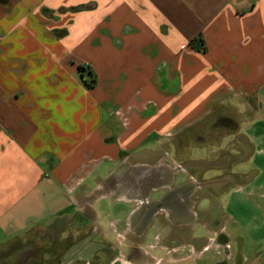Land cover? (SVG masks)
Masks as SVG:
<instances>
[{
  "label": "crops",
  "instance_id": "crops-1",
  "mask_svg": "<svg viewBox=\"0 0 264 264\" xmlns=\"http://www.w3.org/2000/svg\"><path fill=\"white\" fill-rule=\"evenodd\" d=\"M191 166L211 197L226 170L264 201V0H0V264L80 205L99 219L95 196L141 203L166 168L190 198Z\"/></svg>",
  "mask_w": 264,
  "mask_h": 264
},
{
  "label": "rangeland",
  "instance_id": "rangeland-1",
  "mask_svg": "<svg viewBox=\"0 0 264 264\" xmlns=\"http://www.w3.org/2000/svg\"><path fill=\"white\" fill-rule=\"evenodd\" d=\"M196 150L191 155L192 161L219 159L203 148ZM235 161L236 158L230 167H236ZM197 169L188 168L194 177L199 175ZM182 171L177 167L166 168L159 172V180L143 188L138 181L136 186L142 190L139 197L142 202L138 204L113 197L98 200L95 196L91 201L99 219L92 218L89 211L92 207L80 205L72 227L70 220L63 219L53 221L35 235L31 232L30 247L26 251L15 242L13 264H153L158 259L166 264L169 257L180 260L179 264H206L213 258L220 264H264V242L256 244V239L262 240L263 235L254 234L250 229L253 224L263 223L264 201L260 197H247L246 183L226 170L207 173L219 179L232 178L216 186L226 188L220 197L207 195L208 190H215V185L203 176L206 181L197 177L198 182H189L191 197L185 199L182 181H178V175L172 179L174 173ZM250 176L257 175L252 172ZM134 204L139 212L132 216ZM131 217L138 218V227L133 233H124V222H129ZM111 243L117 247L119 244V249L110 248ZM163 247L167 249L163 251ZM3 258L7 257L3 255Z\"/></svg>",
  "mask_w": 264,
  "mask_h": 264
},
{
  "label": "trees",
  "instance_id": "trees-1",
  "mask_svg": "<svg viewBox=\"0 0 264 264\" xmlns=\"http://www.w3.org/2000/svg\"><path fill=\"white\" fill-rule=\"evenodd\" d=\"M198 42V45H200L201 44V40L200 41H197ZM193 44V43H192Z\"/></svg>",
  "mask_w": 264,
  "mask_h": 264
}]
</instances>
